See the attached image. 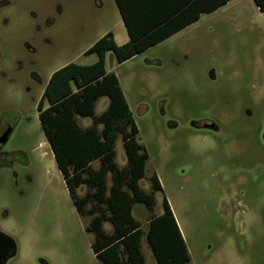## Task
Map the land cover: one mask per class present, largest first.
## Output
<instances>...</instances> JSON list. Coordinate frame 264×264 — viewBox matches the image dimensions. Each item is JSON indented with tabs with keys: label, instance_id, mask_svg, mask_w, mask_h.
Here are the masks:
<instances>
[{
	"label": "rangeland",
	"instance_id": "374dc122",
	"mask_svg": "<svg viewBox=\"0 0 264 264\" xmlns=\"http://www.w3.org/2000/svg\"><path fill=\"white\" fill-rule=\"evenodd\" d=\"M128 33L115 0H0V112L16 104L0 168V231L17 253L7 264H101L39 122L38 104L53 72L75 63L108 32ZM115 73L149 158L141 186L162 192L150 212L136 204L145 264H156L148 220L164 198L179 223L190 264H264V16L253 0H232L119 64ZM37 83L24 93L28 77ZM102 97L101 114L108 106ZM83 126L90 118H81ZM117 162L126 164L122 138ZM110 231L111 225L105 224Z\"/></svg>",
	"mask_w": 264,
	"mask_h": 264
},
{
	"label": "trees",
	"instance_id": "16d2710c",
	"mask_svg": "<svg viewBox=\"0 0 264 264\" xmlns=\"http://www.w3.org/2000/svg\"><path fill=\"white\" fill-rule=\"evenodd\" d=\"M129 40L118 45L110 31L87 53L91 65L70 63L50 76L38 105L39 122L78 214L89 217L92 250L101 264H145L136 204L150 212L163 188L155 172L151 192L141 186L149 158L138 141L139 129L115 73L105 67L107 52L119 64L146 51L217 10L231 0H115ZM264 16V0H253ZM102 97L108 106L95 109ZM81 118H90L83 126ZM122 138L126 164L117 162L116 142ZM163 213L148 220L147 242L156 264H190L191 256L166 198ZM111 225V230L105 224Z\"/></svg>",
	"mask_w": 264,
	"mask_h": 264
},
{
	"label": "flooded vegetation",
	"instance_id": "af4514ba",
	"mask_svg": "<svg viewBox=\"0 0 264 264\" xmlns=\"http://www.w3.org/2000/svg\"><path fill=\"white\" fill-rule=\"evenodd\" d=\"M6 74L0 70V78ZM37 77L34 74H31L28 77V84L25 85L23 91L24 93L30 90V84H36ZM39 105V104H38ZM16 104L12 103L7 109L3 112H0V168L12 166L14 159V153L3 150L4 145L8 142L13 128L15 125V115H16Z\"/></svg>",
	"mask_w": 264,
	"mask_h": 264
},
{
	"label": "water",
	"instance_id": "95a60500",
	"mask_svg": "<svg viewBox=\"0 0 264 264\" xmlns=\"http://www.w3.org/2000/svg\"><path fill=\"white\" fill-rule=\"evenodd\" d=\"M17 253V244L15 240L0 231V264H7Z\"/></svg>",
	"mask_w": 264,
	"mask_h": 264
},
{
	"label": "crops",
	"instance_id": "0c3cea01",
	"mask_svg": "<svg viewBox=\"0 0 264 264\" xmlns=\"http://www.w3.org/2000/svg\"><path fill=\"white\" fill-rule=\"evenodd\" d=\"M232 1V0H231ZM229 3V2H228ZM256 8H258L257 6H256ZM259 9V8H258ZM259 11H260V9H259ZM128 40H129V36H128ZM89 126V125H88ZM178 222V221H177ZM179 224V223H178ZM181 229V228H180ZM182 232V231H181Z\"/></svg>",
	"mask_w": 264,
	"mask_h": 264
}]
</instances>
